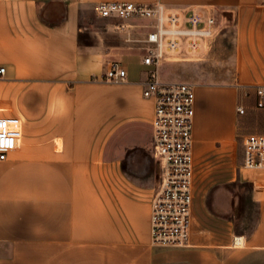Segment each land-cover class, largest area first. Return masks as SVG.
<instances>
[{
    "label": "crops",
    "instance_id": "obj_1",
    "mask_svg": "<svg viewBox=\"0 0 264 264\" xmlns=\"http://www.w3.org/2000/svg\"><path fill=\"white\" fill-rule=\"evenodd\" d=\"M104 1L216 16L210 53L217 67L229 49L231 69L221 83L195 84V190L210 162L218 163L211 187L255 186L252 231L237 232L224 216L228 194L217 193L211 208L197 206L195 191L189 244L153 243L155 102L143 95V51L114 27L133 20L104 18L110 36L86 27V12ZM113 61L126 82L103 80ZM0 67V264H264V169L226 164L239 133L264 134V108L237 111L264 82V0H0Z\"/></svg>",
    "mask_w": 264,
    "mask_h": 264
},
{
    "label": "built area",
    "instance_id": "obj_2",
    "mask_svg": "<svg viewBox=\"0 0 264 264\" xmlns=\"http://www.w3.org/2000/svg\"><path fill=\"white\" fill-rule=\"evenodd\" d=\"M101 18L133 20L119 22L116 31L143 51L148 77L143 95L155 102L152 122L154 156L159 165L157 193L152 200L151 234L154 244L187 246L191 237L192 207L195 194L196 162L193 151L195 84L167 81L160 67L173 57H192L203 52L218 34L214 14L192 10L181 13L161 3L144 4L104 1L95 8ZM181 50H183L181 52ZM186 50V52L184 51ZM6 68L0 67V75ZM103 80L124 83L128 72L119 61L110 63ZM256 108H264V82L254 86ZM249 96L248 92L244 93ZM245 114L244 101L237 106ZM0 159L5 153L0 152ZM243 166L264 169V134L250 133L243 139Z\"/></svg>",
    "mask_w": 264,
    "mask_h": 264
},
{
    "label": "rangeland",
    "instance_id": "obj_3",
    "mask_svg": "<svg viewBox=\"0 0 264 264\" xmlns=\"http://www.w3.org/2000/svg\"><path fill=\"white\" fill-rule=\"evenodd\" d=\"M85 20L88 22L87 26L90 31L98 32L103 36H110L113 31L108 27L107 21L104 18L98 16L95 9L88 10L85 15ZM88 38L89 31H85L83 33ZM115 35V34H114ZM215 44V40L211 43V48L206 58H203L202 61H199V56L192 57H173L171 61L164 62L160 68V76L163 80L167 81H184L191 82L194 84L198 83H206V84H214L221 83L219 80L221 71L224 69L226 71L227 76L229 75L230 67V50L227 49L225 52V56L222 58H217L219 62L223 60L225 65H220L217 63V67L214 65V57L210 53L213 49V45ZM183 50H181L182 52ZM186 52V50H184ZM211 56H210V55ZM206 64V66H204ZM244 101L247 111L245 114L240 116H252L248 111V104L252 103V106H256L257 100L254 99L252 102L245 97L244 95L239 98V102L237 106ZM204 101L202 98L198 99V104L202 107ZM225 108V107H223ZM259 109V108H258ZM257 110V109H256ZM222 111V109H221ZM248 132V131H246ZM245 132L239 133L237 138V147L233 151L232 156L228 157L226 161L227 166L232 170H239L243 167V139ZM218 163L210 162V170L206 173V180L203 182H199L197 184V190L195 195V203L197 206H201L204 203H207L211 208L216 203V194L219 192L226 193L229 195L228 199H225L228 205L229 210L226 213H223L225 217L233 219L235 221L236 231L239 233H248L254 229L258 219V189L250 185L248 183L242 181L236 182H226L220 186L211 187V183L214 180L212 177L214 176V168H216ZM246 170V169H244ZM230 176V175H229ZM233 198L235 205L230 206V198Z\"/></svg>",
    "mask_w": 264,
    "mask_h": 264
},
{
    "label": "bare ground",
    "instance_id": "obj_4",
    "mask_svg": "<svg viewBox=\"0 0 264 264\" xmlns=\"http://www.w3.org/2000/svg\"><path fill=\"white\" fill-rule=\"evenodd\" d=\"M225 107V106H224ZM238 240H243V238L239 237Z\"/></svg>",
    "mask_w": 264,
    "mask_h": 264
}]
</instances>
